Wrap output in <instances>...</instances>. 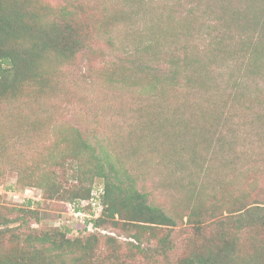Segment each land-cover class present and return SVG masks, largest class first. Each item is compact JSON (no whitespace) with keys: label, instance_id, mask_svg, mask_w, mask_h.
I'll return each instance as SVG.
<instances>
[{"label":"rangeland","instance_id":"1","mask_svg":"<svg viewBox=\"0 0 264 264\" xmlns=\"http://www.w3.org/2000/svg\"><path fill=\"white\" fill-rule=\"evenodd\" d=\"M36 3L50 21L61 9L76 12L91 42L71 62L45 61L42 88L26 81L11 102L0 101V213L14 221L9 228H66L68 239L95 234L103 264L116 260L105 243L115 237L120 262L148 264L129 252L131 239L107 227L90 232L88 221L70 215L66 198L79 178L99 189L103 209V182L89 173L96 163L176 220L170 264L188 254L192 231L179 217L187 209L202 213L209 233L229 209L264 206V61H255L258 35L244 18L257 1ZM174 59L178 76L168 83L157 75ZM52 181L63 198L35 186ZM22 210L33 214L20 217ZM262 239L240 232V261L252 259Z\"/></svg>","mask_w":264,"mask_h":264},{"label":"trees","instance_id":"2","mask_svg":"<svg viewBox=\"0 0 264 264\" xmlns=\"http://www.w3.org/2000/svg\"><path fill=\"white\" fill-rule=\"evenodd\" d=\"M255 1L259 4L256 11L247 10L244 18L249 30L258 35V60L255 61L263 63L264 0ZM76 17V12L64 8L50 21L36 0H0V101L11 102L19 95L26 81H32L38 88H42L44 79L40 70L42 72L44 62L50 57L61 62H71L82 52L91 42V36L76 21ZM261 21L263 24L260 27ZM145 50L148 56L153 55L150 46ZM178 63L174 59L172 69L157 76H162L165 82L170 83L178 76ZM139 66V74L142 76L146 65L141 63ZM89 173L92 181L97 179L103 182V209L99 217L86 221L96 230L107 227L117 232L118 236L131 239L133 242L128 243L129 252L143 257L148 264L154 260L170 264L169 258L175 249L171 236L176 220L161 208L150 205L146 194L124 183L116 173L106 175L99 163ZM27 184L31 186L34 183ZM35 186L47 194L52 191V195L64 197V194L58 192L54 181L50 185L36 183ZM91 193V187L82 186L79 178L66 200L79 205L81 201L89 200ZM237 202L235 200L233 204ZM242 208L229 209L227 217L217 218L213 223L216 228L209 233L205 231L202 213L195 208L187 209L179 217L181 220L186 218L192 236L187 240L188 254L175 264H264V244L253 246L252 259H239L242 254L238 247L240 232L258 233L264 241V206ZM30 214L33 212L22 210L20 217ZM211 214L212 218L217 217L213 212ZM11 222L14 221L9 222L0 213V250L4 243L7 244L4 251L0 252V264H103L98 259L99 238L95 234L68 239L69 230L66 228H40L25 233L14 227L9 228ZM105 243L113 247L110 253L113 259L116 258L113 264H125L115 254L119 251L117 239L106 236ZM67 257L70 259L67 260Z\"/></svg>","mask_w":264,"mask_h":264},{"label":"built area","instance_id":"3","mask_svg":"<svg viewBox=\"0 0 264 264\" xmlns=\"http://www.w3.org/2000/svg\"><path fill=\"white\" fill-rule=\"evenodd\" d=\"M98 190L96 192L91 193V197L89 200H84L79 205H73L69 203L67 206H68V210L70 211V215L76 219H79L81 223H84V221L86 220H91L99 217L102 208L99 202L100 191ZM28 192H30V189H24L22 195L26 197L27 196L26 194H28ZM8 195L12 196L13 198H18L19 196H22L21 194L16 192H9ZM27 198L34 199L33 197H27ZM86 207H88L89 210H85L84 208ZM84 228H86L90 232L94 230L92 224L90 223H88V225Z\"/></svg>","mask_w":264,"mask_h":264}]
</instances>
